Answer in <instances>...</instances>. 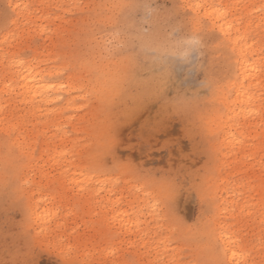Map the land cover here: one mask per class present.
<instances>
[{
  "label": "rangeland",
  "instance_id": "rangeland-1",
  "mask_svg": "<svg viewBox=\"0 0 264 264\" xmlns=\"http://www.w3.org/2000/svg\"><path fill=\"white\" fill-rule=\"evenodd\" d=\"M188 2L0 0V16L6 3L37 5L14 16L19 23H9L7 30L0 26V264H75L77 258L91 264H188L200 255L174 236L163 222H153L151 216L142 218L141 227H135L131 220H122L128 225L124 238L107 251L103 246L96 247L99 241L95 230L84 229L73 235L77 218L68 220L64 215L57 219L58 204H46L37 213H51L47 221L33 218L29 223L28 213L41 202V193L62 175L60 153L70 149L80 133L102 138L109 132L117 141L115 158L138 165L155 181L154 194L162 198L158 185L168 178L177 180L179 188L173 206L188 223L201 214L199 198L189 185L203 172L215 170L220 174L222 202L229 209L243 191L245 198L239 207L247 203L251 214L242 217L246 235L236 249L238 260L240 264L264 261V217L260 215L264 121L241 112L252 106L259 111L260 94L264 93V75L257 70L264 59L258 45L264 37V26L261 17L248 7L259 5L261 0H217L240 5L221 20L230 22L233 46L249 36L257 37V42L248 40L247 45H253L246 52L252 69L251 76L244 80L239 71V50L232 53L218 27L213 33L198 25L185 7ZM65 4H83L84 8L60 7ZM113 4L123 7H111ZM57 12L58 17L47 18ZM50 24L54 26L48 30L46 26ZM196 33L202 37V46L181 56L178 43ZM113 37L124 46L111 59H101V43ZM25 52L32 53L33 63L21 65L17 60ZM57 56L83 57L96 63L93 72L77 71L73 64L68 77L60 81H83L101 90L89 101V111L83 115L66 114L74 113L79 105L70 107L65 103L57 107L56 93L45 100L36 95L38 84L59 80L51 75L53 69L49 67ZM105 77L109 78L107 87ZM256 78L258 84L248 85ZM245 85L246 92L255 93L252 105L242 97L236 101L238 88ZM218 90L226 91L221 95ZM60 95L68 96L70 92ZM224 109H235L231 113L235 123L222 115ZM208 129L219 136L218 141L209 139ZM12 131L16 133L15 145H10L5 136ZM112 160L109 156L106 163L110 166ZM24 178L29 181L27 184ZM113 191H118L117 199L124 202V207L118 209L121 213L131 211L132 203L143 207L149 202L142 193L130 196L126 189ZM250 191L251 195H247ZM109 195L112 193L105 194V200ZM232 215L229 210L226 218L231 219ZM236 216L241 218L239 208ZM48 225L52 230L61 229L66 239L79 246L77 258L65 262L45 251ZM42 228L46 236L38 238ZM240 250L244 251L243 256L239 255ZM211 258L210 253L203 255L205 261Z\"/></svg>",
  "mask_w": 264,
  "mask_h": 264
},
{
  "label": "snow or ice",
  "instance_id": "snow-or-ice-1",
  "mask_svg": "<svg viewBox=\"0 0 264 264\" xmlns=\"http://www.w3.org/2000/svg\"><path fill=\"white\" fill-rule=\"evenodd\" d=\"M60 7L63 9H82L84 5L65 4ZM111 7L118 8L123 7V5L113 4ZM185 7L190 11L193 20L198 25L213 33H217L214 27L215 22L221 17L226 18L232 14V8L240 7V5L225 4L217 2V0H212L211 3L207 2V0H189ZM248 7L254 11L255 15L261 17L262 26H264V0H261L259 5L251 4ZM34 8H37V5L6 3L4 5V14L0 16V26L7 30L9 23H19V20L13 19L14 16ZM36 15L39 16L41 13L37 12ZM53 16L58 17L59 13H52L47 18L52 19ZM53 26L50 24L46 28L51 30ZM229 27L231 28V25ZM220 31L224 32L223 26H221ZM236 35L239 36V33L237 32ZM222 39L226 42L228 48L232 49V53H235L238 49L243 52V46L248 44L249 39L257 42L255 35L242 39L241 43L236 46L231 43L232 36L228 33H225ZM36 43H39V41ZM258 45L260 46L259 55L264 57V37L258 41ZM123 46L115 37L103 41L100 45L102 49L101 59H111ZM201 46L202 37L199 33H196L191 38L179 42L177 48L179 54L186 57L193 48ZM17 60L21 65L34 62L31 52L21 54V56L17 57ZM73 64L75 69L80 72H93L96 70V63L86 58L73 57L68 59L57 56L55 64H50L49 67L53 69L51 75L58 77L59 80L55 82L45 80L43 84H38L36 95L39 96L40 100H45L52 93H56L55 99L59 101V105H56L57 107H62L65 103L70 107L79 105L80 107L74 113L66 114L83 115L89 111V101L100 95L101 90L83 81H71L70 84L60 82L68 77L70 74L69 68ZM257 70L261 75H264V59H262L261 65ZM19 76L23 77L24 73H20ZM57 83H59V87H57ZM236 83H239V80ZM107 86H109V78L105 77V87ZM245 88L246 85L241 88V91H245ZM65 91H69L70 95H60V93ZM218 91L222 95L226 90ZM245 95L248 96V103L252 105L255 93L249 91L245 92ZM259 102V111H256L254 106H252L242 109L241 112L249 118H259L264 121V93L260 94ZM234 111L235 109H224L222 115L227 117L229 122L235 123L236 121L232 119L231 115ZM63 131L70 132L69 129H63ZM207 134L212 141H218L219 136L212 134L209 129ZM5 136L10 145H15V131ZM116 150L117 141L111 132L102 138H97L92 134H78L71 148L60 153L62 175L41 193V202L37 203L34 210L28 213L29 223H32L33 218L38 222L47 221L50 219L51 213H44L40 216H37V213L46 204H58L60 208L57 219L64 215L68 217V220H72L74 217L77 218L76 223L73 224V235L84 229L95 230L98 233L97 239L99 241L96 247L103 246L107 251L115 248L117 242L124 238L123 232L128 225L127 223H121L122 220H131L135 227H141L142 218L151 216L154 218L153 222H163L183 244L191 246L195 249L194 252L200 253L197 258L190 260L188 264H229V253H231V264H240L236 249L244 243L246 235L245 229L242 227V217L243 215L251 214V208L247 203H245L243 208L239 207L240 202L244 201L245 198L243 191L239 194V200L232 201L231 209H229L228 204L222 202L220 174H217L215 170L203 172L189 185L199 198L201 214L194 222L188 223L173 206L179 188L177 180L168 178L158 185L162 193L161 198L154 194L153 185L155 181L151 177L146 176L138 165L132 161L116 159ZM9 151H11V147ZM109 156L113 157L110 166L106 163V159ZM63 161H67V163H63ZM261 164L264 166V158L261 159ZM28 182L24 178V183L27 184ZM261 188L260 215L264 217V182H262ZM114 189H126L130 196L133 194L139 196L142 193L149 202L144 204L143 207L140 203H132L130 204L131 211L121 213L118 209L124 207V202L122 199H117L119 192L113 191ZM229 191H232V189H229ZM109 192L112 195H109L107 200H105V194ZM247 195H251V191ZM32 199L35 200V197H32ZM145 208L148 209L147 212L144 211ZM238 208L241 214L239 219L236 216ZM229 210L233 214L231 219L226 218ZM77 225L79 226L77 227ZM261 225V252L264 254V219L261 220ZM149 227H151V224ZM53 231L55 232L54 235L51 234ZM47 232L46 236V230L42 228L38 234V238L46 236L48 240V246L45 251L55 254L60 260L65 262L71 261L73 257H78L79 246L66 239L61 234V229L52 230L51 226L48 225ZM143 238L147 239V236ZM201 246H204L203 249ZM208 253H210L212 258L210 261H205L203 255ZM244 254L243 250L239 251L240 256ZM57 264H59V261ZM75 264H91V261H80L77 258ZM261 264H264V261H261Z\"/></svg>",
  "mask_w": 264,
  "mask_h": 264
},
{
  "label": "bare ground",
  "instance_id": "bare-ground-1",
  "mask_svg": "<svg viewBox=\"0 0 264 264\" xmlns=\"http://www.w3.org/2000/svg\"><path fill=\"white\" fill-rule=\"evenodd\" d=\"M223 17H221L219 20H217L214 24V27H218V29L220 30L221 26H223L224 28V32H221L223 35H225V33H228L229 35L231 34V28L229 27L230 25V22H221ZM235 43H237V39L234 40ZM253 47L252 44H249V45H244L243 48H244V51L243 52H240L239 51V61H238V64H239V71H240V74H241V78L242 80L246 79V78H249L251 76L250 74V71L252 69V64L249 63L248 61V57H247V54L246 52L251 50ZM239 50V49H238ZM254 79V78H252ZM256 81H253L251 83H249L248 85H252V84H255L259 82V79L256 78L255 79ZM26 85V84H25ZM241 86V85H240ZM246 89V88H245ZM246 92L245 91H241L237 90V97H236V101L242 97L245 101H248V96L245 95L244 93Z\"/></svg>",
  "mask_w": 264,
  "mask_h": 264
}]
</instances>
